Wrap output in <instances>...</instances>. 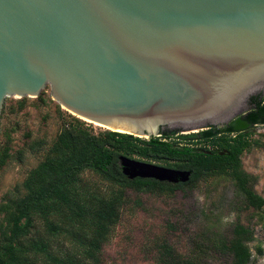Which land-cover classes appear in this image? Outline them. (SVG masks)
Masks as SVG:
<instances>
[{"label":"water","instance_id":"95a60500","mask_svg":"<svg viewBox=\"0 0 264 264\" xmlns=\"http://www.w3.org/2000/svg\"><path fill=\"white\" fill-rule=\"evenodd\" d=\"M47 84L61 107L110 131L224 123L264 90V0H0V113L5 97ZM120 165L130 179L192 173Z\"/></svg>","mask_w":264,"mask_h":264},{"label":"trees","instance_id":"16d2710c","mask_svg":"<svg viewBox=\"0 0 264 264\" xmlns=\"http://www.w3.org/2000/svg\"><path fill=\"white\" fill-rule=\"evenodd\" d=\"M251 108L234 120L245 124H264V96L251 97ZM239 118V119H238ZM234 120L229 123L232 125ZM231 127V126H230ZM231 130V129H230ZM214 125L180 135L181 140H204L228 152L181 145L170 141L175 130L147 139L116 131L94 134L81 124H65L44 159L29 171L22 182L25 194L2 206L5 225H0V264H100L101 251L118 223L125 204L123 189L143 193L174 192L181 185L153 178H128L123 174L120 157L125 156L164 166L189 169L195 181L216 170H230L247 206L260 208L264 199L249 183L251 175L241 168L240 155L248 146L245 137L218 136ZM91 171L115 186L104 191L83 183L82 174ZM40 225V226H39ZM68 242L59 250L56 242ZM254 233L239 222L230 234L207 229L191 240L186 253L167 240L157 243V264H207L215 255L229 264H248L249 243Z\"/></svg>","mask_w":264,"mask_h":264},{"label":"rangeland","instance_id":"374dc122","mask_svg":"<svg viewBox=\"0 0 264 264\" xmlns=\"http://www.w3.org/2000/svg\"><path fill=\"white\" fill-rule=\"evenodd\" d=\"M258 92L264 96V90L258 89L245 98ZM242 107L249 110L251 104L245 101ZM77 123L94 134L108 130L61 107L51 97L48 84L37 97H5L0 113V208L9 207L12 201L25 194L22 182L29 171L44 159L61 128L65 124ZM207 126L209 124L203 128L179 127L169 140L216 150L218 144L210 141L179 138L180 135L202 131ZM245 138L248 146L239 157L241 168L251 175L249 183L264 199V125L249 129ZM82 178L86 185L95 184L104 191L115 187L91 171H85ZM123 194L125 204L118 223L103 246L100 264H157V243L160 241L167 240L180 252L187 253L192 248V238L199 233L211 229L228 235L237 222L248 226L254 233V240L249 243L251 257L248 264H264V205L254 208L243 202V195L230 170L210 172L171 193L123 189ZM5 223V214L1 211L0 225ZM70 247L61 239L56 242L59 250ZM207 264L229 262L215 255Z\"/></svg>","mask_w":264,"mask_h":264},{"label":"flooded vegetation","instance_id":"af4514ba","mask_svg":"<svg viewBox=\"0 0 264 264\" xmlns=\"http://www.w3.org/2000/svg\"><path fill=\"white\" fill-rule=\"evenodd\" d=\"M257 95L262 96V94L258 92L256 94L250 96L247 99L245 98V100L243 101V104H244L245 101H247L249 104H251V102H250L251 101V97L257 96ZM238 116L239 115L235 116L234 118H232L229 121H226L224 123H220V124L214 125L215 128L219 130V132H218L217 135L218 136H222V135H224V136H232V138H234V137L236 138L238 136L246 137L247 136V132H248L249 129L255 128V127L259 126V125H264V124L258 123V122H255V123H252V124H245V122H247V119L246 118H240V119L238 118L239 121H240V123H238L237 122L238 120H234ZM233 120H234V123L232 125H229V123L232 122ZM208 127L209 126H207V128ZM178 128H179L178 126H176V127L164 126V127H161V132L175 130V133H177L178 130H176V129H178ZM216 148L217 149L214 150L216 153L223 154V153H227L228 152L224 148L221 149L223 151L219 150L217 145H216ZM207 151H209V150H207ZM211 153H212V151H210V153H208V154H211ZM170 168H173V167H170ZM175 169H178V168H175ZM180 170H189V169H180ZM190 178H191V175H190ZM189 180L187 182H189ZM165 182H169V181H165ZM187 182L177 181V182H169V183L176 184V185H181L182 186V185H184Z\"/></svg>","mask_w":264,"mask_h":264},{"label":"bare ground","instance_id":"6f19581e","mask_svg":"<svg viewBox=\"0 0 264 264\" xmlns=\"http://www.w3.org/2000/svg\"><path fill=\"white\" fill-rule=\"evenodd\" d=\"M97 124V123H96ZM97 125H100V124H97Z\"/></svg>","mask_w":264,"mask_h":264}]
</instances>
